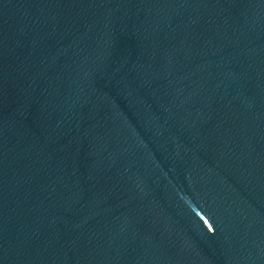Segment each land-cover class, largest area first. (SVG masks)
Wrapping results in <instances>:
<instances>
[{"label":"water","instance_id":"1","mask_svg":"<svg viewBox=\"0 0 264 264\" xmlns=\"http://www.w3.org/2000/svg\"><path fill=\"white\" fill-rule=\"evenodd\" d=\"M0 264H264V0H0Z\"/></svg>","mask_w":264,"mask_h":264}]
</instances>
